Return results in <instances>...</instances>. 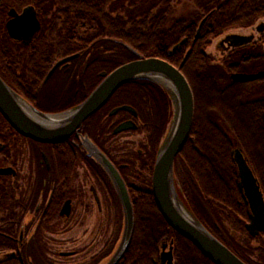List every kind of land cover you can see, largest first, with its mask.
Instances as JSON below:
<instances>
[{"label":"flooded vegetation","instance_id":"obj_1","mask_svg":"<svg viewBox=\"0 0 264 264\" xmlns=\"http://www.w3.org/2000/svg\"><path fill=\"white\" fill-rule=\"evenodd\" d=\"M57 1L0 2V78L32 107L43 113H59L80 104L102 80L100 74H108L113 70H100L99 80L96 82L94 76L87 73L90 68L88 64L101 58L103 50L106 54L115 55L120 50L117 40L106 37L97 41L94 47L98 48L88 52L83 44L82 49L78 47L77 50H68L51 32L53 24L59 23L54 4ZM63 1L65 4L69 2L73 7L77 5V0ZM51 2H54L53 5ZM190 3L191 0L170 1L178 15H182L184 7ZM213 13L214 9L203 13L197 22H192L195 25L191 35L194 41L200 37L204 25ZM207 15L197 33L199 23ZM30 18L38 23L37 30L31 36L25 34L28 31L26 27L24 34L17 30V36L9 35L6 29L9 21L21 20L27 23L31 21ZM182 22V19L179 20V24ZM244 23L224 31L216 38L207 39L209 45L202 52L210 66L221 65L227 70L228 81L206 86L212 90L215 87L222 88L227 113L236 112L237 120L242 126L239 133L243 140L241 146L231 150H240L264 202V165H253L246 150V142L256 138V145L264 155V16L253 18L249 24ZM188 32L181 37L180 41L184 42L179 49L190 37L192 29ZM44 45L49 49H38ZM210 47L214 50H210ZM130 52L132 57H136ZM188 52L185 51V56ZM111 56L104 55V59ZM70 57L73 58L53 69L56 63ZM234 74L259 75L253 79L236 81L232 78ZM144 86V94L138 106L120 103L111 97V101L109 99L100 108L105 107L100 115L96 118H93L94 115L89 117L76 132L59 144L40 143L24 137L15 132L0 115V235L5 236L7 230L13 234V247L0 250L3 256L0 264L7 261H10L9 264H102L112 252L120 232V206L107 174L87 156L81 139L88 138L116 168L132 204V184L128 181L132 179L131 164L134 162V155L141 156L146 161L143 162L147 164L146 169L150 167L152 157L154 163L160 139L166 133L173 114L171 101L166 99L163 89L161 91L150 83ZM88 88L91 89L87 91ZM192 96L194 117L193 92ZM42 101H50L60 107L45 108L47 105H40ZM122 106L131 110H118L111 114V111ZM202 109L199 112L201 116L204 115ZM207 117L211 119L212 115L207 114ZM126 122H131L134 128L114 132L117 126ZM119 135H125L126 140L117 142L116 137ZM134 135L141 136L133 140ZM188 140L192 141L190 134ZM134 145L140 148L134 151ZM179 153L173 164L177 184L187 181L181 166L176 165ZM258 159L260 162L261 158ZM197 166L191 169L190 183H203V175L207 183L213 182L212 165H206L203 171ZM151 167L153 168V164ZM232 173V182L244 205L248 221L249 208L237 187L240 179L236 165H233ZM149 177L151 180V174ZM12 202L13 206L9 209L7 204ZM198 220L219 240L214 234L219 229L216 225H210L206 218V223ZM247 221L243 226L244 231L252 242L257 241L254 258L251 255L250 259L253 264H264V232L251 237L245 229ZM55 234L65 235L67 244L81 240L80 245L67 247L68 251H58L56 258L51 241ZM169 257L170 264H179L175 257L174 237L168 235L159 240L155 261L157 264H169ZM120 261L121 259L117 264Z\"/></svg>","mask_w":264,"mask_h":264},{"label":"trees","instance_id":"obj_2","mask_svg":"<svg viewBox=\"0 0 264 264\" xmlns=\"http://www.w3.org/2000/svg\"><path fill=\"white\" fill-rule=\"evenodd\" d=\"M170 1L172 0H77V5L73 7L69 2L65 4L63 0H58L53 3L56 5L59 23L53 24L51 32L68 50H77L78 47L82 49L83 44L88 52L98 48L94 47L97 41L106 37L117 40L119 47L123 49H127L123 45L128 46L143 58L164 59L181 71L192 89L195 103L190 133L192 141L188 140L184 144L176 158V165L181 166L187 178L186 182L179 184L183 199L198 219L206 223V218L210 225L219 228L214 234L232 253L245 264H253L250 256L255 247H251L252 239L243 228L247 214L232 182L234 163L230 150L242 145L243 139L239 133L242 126L237 120L236 112L227 113L222 88L215 87L212 90L206 86L228 81L226 68L221 65L210 66L202 51L209 45L207 39L216 38L243 22L249 24L257 16H264V0H191L190 5L184 7L182 15H178ZM212 9L214 13L204 25L200 37L194 41L191 36L195 29L193 23ZM181 19L183 22L179 24ZM190 29L192 32L184 45L172 51V47ZM41 48L49 49L46 45L38 47ZM185 51H189L187 56ZM127 61L129 60L125 62ZM110 62L113 61L96 58L88 64L90 68L87 73L94 76L97 82L100 70H112L123 63ZM146 83L153 84L162 91L150 81L136 80L121 86L111 99L138 106ZM165 97L168 99L166 94ZM104 108L95 113L93 118L100 115ZM201 108L203 116L199 114ZM207 114L212 115V118H208ZM143 162L146 163L141 156L134 155V162L131 164L132 179L128 181L132 184L130 195L134 229L128 249L119 264H157L156 247L159 240L168 235L174 237L175 257L179 264H212L164 222L154 205L150 190L149 175L153 157L148 169ZM196 165L202 171L206 165H212L213 182L207 183L203 175V183L191 184V169ZM134 183H139L140 187ZM8 205L10 209L13 202ZM224 222L229 223L233 232H229ZM12 237L9 230L5 232V236L0 235V250L13 247Z\"/></svg>","mask_w":264,"mask_h":264},{"label":"water","instance_id":"obj_3","mask_svg":"<svg viewBox=\"0 0 264 264\" xmlns=\"http://www.w3.org/2000/svg\"><path fill=\"white\" fill-rule=\"evenodd\" d=\"M207 17L208 15L199 23L197 33ZM30 19L31 21L27 23L21 20L9 21L6 24L9 35L17 36L15 35L17 30L24 34L26 27L28 31L25 34L31 36L37 30L38 23L35 19ZM183 42L184 40L174 45L172 51ZM125 47L132 51L136 58L117 66L108 74L101 73L102 80L80 104L59 113L38 111L0 78V115L15 132L24 137L40 143L59 144L76 132L82 123L94 115L124 84L146 80L158 85L170 99L173 114L166 133L160 139L154 158L150 180L154 205L164 222L212 264H245L206 230L186 205L180 186L174 178V159L189 137L193 119V96L186 78L178 68L166 60L156 57L143 58L128 46ZM71 58L73 57L59 61L53 69ZM258 75L234 74L232 78L236 81H245ZM118 110L128 111L131 108L122 106L111 111V114ZM131 125V122L122 123L114 132L134 128ZM81 141L87 156L100 165L107 174L118 199L121 213L119 236L112 252L102 261V264H117L127 251L132 238L134 229L132 204L116 168L88 138H82ZM230 156L238 170L240 179L238 190L249 208L245 229L251 237H255L264 232L263 198L240 150L238 148L231 150ZM168 262L170 264V257Z\"/></svg>","mask_w":264,"mask_h":264},{"label":"rangeland","instance_id":"obj_4","mask_svg":"<svg viewBox=\"0 0 264 264\" xmlns=\"http://www.w3.org/2000/svg\"><path fill=\"white\" fill-rule=\"evenodd\" d=\"M213 44H214V41H213ZM118 49H120V50L116 53V55L115 54H106L105 50H103L100 56H101V58L104 59V55H105V57H108V56L112 55L111 58L106 59V60L113 61V62H110L111 64L112 63L113 64L114 63L117 64L118 62H125L128 59L136 58V57H132L130 51H128L126 49L124 50L123 48H120V47ZM212 49L213 48L210 47V50H212ZM52 98L54 99V97H52ZM225 100H226V97H225ZM40 103H41L40 105L43 106V107H45V105H47V107H45V108H59L60 107L59 105H57V104H55L53 102H50V101H42ZM140 136L141 135H134V136H132V139L133 140H137L138 138H140ZM125 137H126L125 135L117 136L116 137L118 139L117 142H123L124 140H126ZM246 146H247L246 150H247L248 156L250 155V158L252 159L253 165H258V167L261 166V165H264L263 164L264 155L261 154V152H260L261 150L256 145V138L251 139V141H249V143L246 142ZM139 148H140L139 146L134 145V147L132 149L135 151V150H137ZM258 158H261L260 162H259ZM145 176L147 177L146 174H145ZM132 183H133V181H132ZM134 184L136 186L140 187L139 183H134ZM224 224H225L226 228L229 230V232H233V230H232L233 228L229 225V223L224 222ZM28 235H30V234H28ZM76 236H79V235H76ZM52 238H53L51 240L53 242L52 243L53 244L52 249L54 251V256H56V258H58V255H57L58 251H68L67 247L79 246L80 242H81V240H76L75 243L70 242V243L67 244L66 242H68V241L64 240L65 235H63V234H58V235L55 234V235L52 236ZM256 243L255 242H251V247H255ZM253 256H254V253L252 254L251 258H254ZM2 259H3V256H2V254H0V260H2Z\"/></svg>","mask_w":264,"mask_h":264}]
</instances>
